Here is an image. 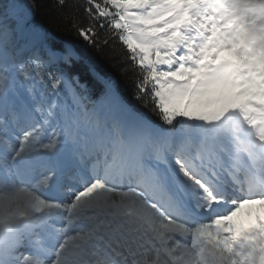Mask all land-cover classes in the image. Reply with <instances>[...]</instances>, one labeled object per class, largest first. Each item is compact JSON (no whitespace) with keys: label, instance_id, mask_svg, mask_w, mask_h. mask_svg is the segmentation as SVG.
Returning a JSON list of instances; mask_svg holds the SVG:
<instances>
[{"label":"snow or ice","instance_id":"1","mask_svg":"<svg viewBox=\"0 0 264 264\" xmlns=\"http://www.w3.org/2000/svg\"><path fill=\"white\" fill-rule=\"evenodd\" d=\"M53 3L133 91L0 0V264H264V0ZM60 153L92 165L66 202L26 171Z\"/></svg>","mask_w":264,"mask_h":264},{"label":"trees","instance_id":"2","mask_svg":"<svg viewBox=\"0 0 264 264\" xmlns=\"http://www.w3.org/2000/svg\"><path fill=\"white\" fill-rule=\"evenodd\" d=\"M25 5L32 4L35 7L32 9V15L37 23L43 25L51 34L52 41L59 43L63 41H72L82 48L89 61L95 65L96 70L101 74L115 75L118 78V83L131 95L133 91L132 77L119 75V68L116 66L115 60L111 57L124 51L118 40H111L108 46H101L95 49L84 43L78 37L71 25L61 18L60 13L55 9L53 0H23ZM70 2L81 5L83 0H70ZM82 13V9H81ZM75 72L81 77L82 84L89 85V92L87 94H94L99 90V84L95 81L92 73L89 71L87 65L80 64L76 67ZM94 98V95L92 96ZM155 120L156 117H153Z\"/></svg>","mask_w":264,"mask_h":264},{"label":"bare ground","instance_id":"3","mask_svg":"<svg viewBox=\"0 0 264 264\" xmlns=\"http://www.w3.org/2000/svg\"><path fill=\"white\" fill-rule=\"evenodd\" d=\"M10 100H14V99H12V97H10ZM20 120H22V123L15 128V131L13 133L10 132L11 134H18L20 128H24L28 124H30L32 122V116L27 112L21 111ZM60 155H61L60 162H56V161L47 162V160L35 161L32 164L28 165L26 168V171H29V172H31V171H42L46 164L53 163V162L55 163V166L57 167L58 170L55 173V175L53 176V179L49 181V185L46 186V188H47V190L45 192L46 197H50L51 192L53 190L55 191L58 188V181L61 182L62 184H66L65 178L62 179L61 176H59V173H62L63 171H66L67 169H69V167H70L69 164H73L76 167H78L80 165L77 160L69 159L63 153H60ZM81 167L85 168V166H83V165H81ZM90 168H91V165H90ZM90 168L88 166L87 170H91ZM75 173H76V170L68 171L64 174V177L69 176V175L77 176V174H75ZM66 187L67 186L64 185L61 188L60 193H58V195H57L58 198L60 199V201L66 202L67 199L69 198V195L68 194L66 195V193H64V191L66 190ZM61 197H62V199H61ZM64 219H65L64 216H57L56 220L52 223V226L54 227V226L60 225L63 227Z\"/></svg>","mask_w":264,"mask_h":264},{"label":"rangeland","instance_id":"4","mask_svg":"<svg viewBox=\"0 0 264 264\" xmlns=\"http://www.w3.org/2000/svg\"><path fill=\"white\" fill-rule=\"evenodd\" d=\"M18 2L21 3V4H24V1L23 0H18ZM36 91H39V87L38 86H37ZM85 94L88 95L87 93H85ZM23 95L24 96H27L26 93H24ZM70 102H71V100H70V93H68L67 90L61 91V93L59 95V98L57 100V103L58 104H61V105H64V104H69ZM13 130H15L14 127L10 131L12 132Z\"/></svg>","mask_w":264,"mask_h":264}]
</instances>
